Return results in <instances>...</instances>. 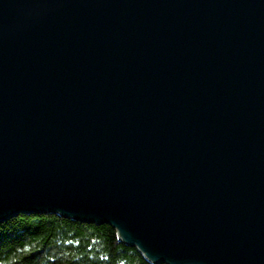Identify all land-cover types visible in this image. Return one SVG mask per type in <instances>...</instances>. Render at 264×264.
I'll return each mask as SVG.
<instances>
[{
  "label": "water",
  "instance_id": "1",
  "mask_svg": "<svg viewBox=\"0 0 264 264\" xmlns=\"http://www.w3.org/2000/svg\"><path fill=\"white\" fill-rule=\"evenodd\" d=\"M19 214L152 264H264V0H0V224Z\"/></svg>",
  "mask_w": 264,
  "mask_h": 264
},
{
  "label": "trees",
  "instance_id": "2",
  "mask_svg": "<svg viewBox=\"0 0 264 264\" xmlns=\"http://www.w3.org/2000/svg\"><path fill=\"white\" fill-rule=\"evenodd\" d=\"M0 264H152L116 230L50 214H19L0 224Z\"/></svg>",
  "mask_w": 264,
  "mask_h": 264
}]
</instances>
